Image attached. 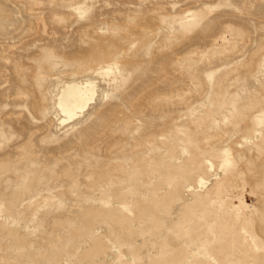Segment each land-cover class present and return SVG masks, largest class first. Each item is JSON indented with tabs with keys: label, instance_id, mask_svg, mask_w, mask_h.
I'll return each instance as SVG.
<instances>
[{
	"label": "rangeland",
	"instance_id": "374dc122",
	"mask_svg": "<svg viewBox=\"0 0 264 264\" xmlns=\"http://www.w3.org/2000/svg\"><path fill=\"white\" fill-rule=\"evenodd\" d=\"M70 81L96 95L62 124ZM239 182L264 183V0H0V264H264Z\"/></svg>",
	"mask_w": 264,
	"mask_h": 264
},
{
	"label": "bare ground",
	"instance_id": "6f19581e",
	"mask_svg": "<svg viewBox=\"0 0 264 264\" xmlns=\"http://www.w3.org/2000/svg\"><path fill=\"white\" fill-rule=\"evenodd\" d=\"M95 95V83H81L78 81L66 83L57 98V108L64 117L62 124L73 121L79 115L84 114L93 102ZM232 185L238 190L237 201H227L226 204L232 206L235 211L242 213H247L253 207L246 193L254 194L259 199V191L264 188V183H260L256 190L251 189L246 182L232 183Z\"/></svg>",
	"mask_w": 264,
	"mask_h": 264
}]
</instances>
